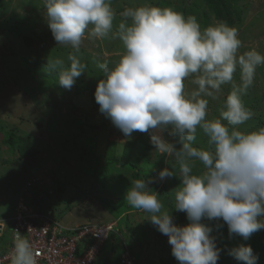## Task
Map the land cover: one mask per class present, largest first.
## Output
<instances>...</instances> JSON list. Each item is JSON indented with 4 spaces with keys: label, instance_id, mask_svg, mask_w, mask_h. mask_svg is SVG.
Wrapping results in <instances>:
<instances>
[{
    "label": "rangeland",
    "instance_id": "1",
    "mask_svg": "<svg viewBox=\"0 0 264 264\" xmlns=\"http://www.w3.org/2000/svg\"><path fill=\"white\" fill-rule=\"evenodd\" d=\"M119 13L128 7H172L185 17H197L201 28L222 20L239 29L240 52L256 49L264 55V0H111ZM70 46L58 45L46 21L44 0H0V224L7 249L12 219L23 214H43L65 227L88 223L114 224L102 250L100 264H111L129 249L138 264H179L172 255L168 237L150 222L151 213L131 207L127 192L136 179L154 182L148 188L159 194L162 211L176 226L190 223L185 212L175 209V189L181 186L180 166L167 154L156 152L149 133L125 137L99 111L95 91L103 70L119 61L124 47L119 40L86 39L77 54L87 65L68 90L58 83V74L46 68L48 57L69 66ZM235 82H240L237 70ZM190 91L195 86L187 84ZM231 85H223L217 99L209 100L207 119L219 118ZM255 115L239 130L264 127V65L257 67L252 87L243 96ZM165 138L173 142L172 137ZM178 138V137H177ZM194 147L207 149V137L197 130ZM179 148L180 146L177 145ZM168 161L166 163L165 161ZM199 174L203 165L194 162ZM175 175L163 180L165 168ZM212 227L221 249L217 264H244L229 255L241 244L250 245L264 264V229L245 241L230 237L222 220L201 221ZM222 225V226H221ZM6 241V242H5Z\"/></svg>",
    "mask_w": 264,
    "mask_h": 264
},
{
    "label": "clouds",
    "instance_id": "2",
    "mask_svg": "<svg viewBox=\"0 0 264 264\" xmlns=\"http://www.w3.org/2000/svg\"><path fill=\"white\" fill-rule=\"evenodd\" d=\"M44 3L54 40L74 50L68 55L69 66L51 56L46 64L65 89L85 72L87 65L77 54L86 39L122 43L124 52L114 67L107 61L97 65L104 78L95 101L125 137L149 133L156 152L179 164L175 209L187 214L188 225L176 226L169 212L162 211L159 194L148 188L154 182L151 177L133 181L126 195L131 207L152 214L150 222L168 237L179 264H217L221 249L211 235L213 228L201 222L204 218L222 219L230 237L245 241L264 229V127L239 130L255 115L242 97L252 87L257 67L264 65V55L256 49L240 52L244 45L239 29L215 19L202 29L196 16L185 17L172 7H128L115 23L111 0ZM237 70L239 84L234 79ZM189 81L195 86L190 91ZM223 85H231V90L219 118L209 120L207 98L217 99ZM198 129L207 137V149L193 146ZM195 161L203 165L199 174L193 172ZM158 175L163 180L175 173L166 167ZM14 232L10 264H37L40 252ZM228 254L244 264H257L259 258L243 244Z\"/></svg>",
    "mask_w": 264,
    "mask_h": 264
},
{
    "label": "built area",
    "instance_id": "3",
    "mask_svg": "<svg viewBox=\"0 0 264 264\" xmlns=\"http://www.w3.org/2000/svg\"><path fill=\"white\" fill-rule=\"evenodd\" d=\"M12 222L8 247H0V264L11 262L14 230L24 235L40 252L37 264H100L102 250L115 230L114 224L94 223L67 228L46 215L32 213L18 215ZM6 231V226L0 224V239L6 236ZM111 264L138 263L132 252L124 248Z\"/></svg>",
    "mask_w": 264,
    "mask_h": 264
}]
</instances>
